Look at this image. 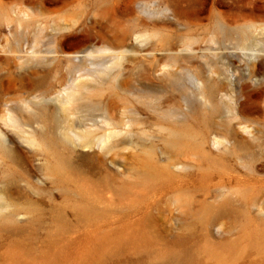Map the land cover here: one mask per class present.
Masks as SVG:
<instances>
[{
	"label": "rangeland",
	"instance_id": "rangeland-1",
	"mask_svg": "<svg viewBox=\"0 0 264 264\" xmlns=\"http://www.w3.org/2000/svg\"><path fill=\"white\" fill-rule=\"evenodd\" d=\"M164 1L0 0V146L19 149L0 153V264H264V94L253 105L258 138L223 144L170 143L183 123L199 131L206 113L182 121L180 110L198 101L179 75L150 89L157 106L170 104L162 112L140 99L149 94L140 67L119 77L115 92L62 103L87 65L112 60L100 47H129L136 35L164 63L195 53L221 72L223 54L240 84L249 83L230 56L240 54L234 43L211 39L218 18L263 15L264 0H173L177 20L141 14L146 26L137 25L142 5L158 11ZM97 101L111 114L108 124ZM35 110L50 121L32 143L33 128L10 121L9 112L32 117ZM85 128L91 132L74 137ZM116 129L130 137L108 139ZM41 135L68 156L65 178L49 171L54 157ZM81 202L90 210L82 212Z\"/></svg>",
	"mask_w": 264,
	"mask_h": 264
},
{
	"label": "bare ground",
	"instance_id": "bare-ground-1",
	"mask_svg": "<svg viewBox=\"0 0 264 264\" xmlns=\"http://www.w3.org/2000/svg\"><path fill=\"white\" fill-rule=\"evenodd\" d=\"M164 2L158 11L151 9L146 4L142 5L139 12L134 14L137 25L140 27L146 26V23L140 18L141 14H147L150 18L156 13H160L170 19L177 20L180 16L177 5L173 0ZM141 37L136 35L135 43L130 44L129 47L120 48L107 45L100 47L101 52H111L113 54L112 60L87 65L86 76L78 79L73 84L70 88L71 92L66 100L62 102L63 105L79 100L80 96L84 94L105 90L115 92L122 88L117 83L118 78L132 67H140L142 77L149 81V94L140 95V99L145 104L154 107L155 111L162 112V109L169 108L168 105L170 104L167 101L168 104L157 106L158 96L150 90L151 87L163 85L169 80L173 81L179 75L184 77L183 79L191 85L198 105L195 108L186 106L180 110L181 112L179 108H176L175 114L180 112L184 122L193 115L197 118V115H199L198 110L202 109L206 112L201 121L198 122V124L200 123L199 131L184 123L170 131L169 138L173 146L182 145L185 141L192 143L194 138H215L217 144L228 143L229 140L236 138H258L262 122L255 116L253 105L255 103L254 98L261 97L264 94V70L260 68L257 61L264 60V14H252L235 23H230L220 17L217 20L216 29L211 39L213 42L221 39L225 42L234 43L233 49H236L240 54L232 52L230 56L237 58L240 63L237 68L242 67V71L247 73L246 77L249 79L247 84H240L241 79L238 78L229 62L225 61L223 54H212L213 57L220 55L218 63L221 65V72L219 67L211 61L202 62L192 58L195 53L182 55L178 59H172L170 62L164 63L162 59H158L154 54V48L150 45L148 47ZM249 38L251 41L248 42ZM225 49L229 48L226 47ZM175 67H177V70ZM108 78H112L114 82L105 83ZM94 103L93 107L100 112L103 122L108 124L112 119L109 110L107 107L105 108L102 101ZM33 114L32 117H18L12 116L9 112L10 121L33 128L30 136V138H34L31 139L32 143L36 141L37 132L50 121L49 113L45 110H35ZM67 128L72 131L73 126L68 125ZM74 132L75 138H84L91 130L85 128L81 129V132ZM130 134L129 130L116 129L107 138H129ZM43 138H48L46 141L48 151L54 157V162L49 165V171L56 174L60 179L65 178L70 170L68 156L56 149V143L51 139L52 137L43 136ZM82 147L85 149L86 146ZM17 151H19L18 148L7 149L0 146V153L4 155H15ZM82 156H87L86 151H82ZM79 205L82 212L90 210V206L86 202H81ZM4 217L8 218L9 216L4 215Z\"/></svg>",
	"mask_w": 264,
	"mask_h": 264
}]
</instances>
